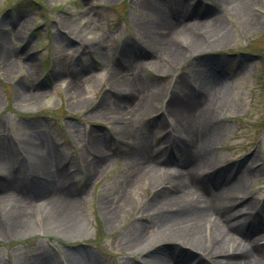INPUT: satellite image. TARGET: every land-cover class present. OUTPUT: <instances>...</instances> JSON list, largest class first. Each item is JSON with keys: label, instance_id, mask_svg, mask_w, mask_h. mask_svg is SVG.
Instances as JSON below:
<instances>
[{"label": "rangeland", "instance_id": "rangeland-1", "mask_svg": "<svg viewBox=\"0 0 264 264\" xmlns=\"http://www.w3.org/2000/svg\"><path fill=\"white\" fill-rule=\"evenodd\" d=\"M184 4L0 0V152L9 153L10 175L29 189L35 190L40 176L52 171V183L74 192L81 219V228L74 233L57 227L40 206L20 229L14 230L9 213L6 218L1 215L0 264H70L73 258H80L81 264H144L145 251L132 247L133 238L139 231L158 229L152 204L175 192L167 185L165 191L159 190L141 174V150L148 154L158 150L161 167H178L176 159L166 160L164 151V138L173 135L168 112L164 113L168 91L176 93L182 81L193 97H199L204 89L195 81L198 67L209 82L223 83L230 101V107L217 114V141L209 167L224 166L214 179L235 178L232 182L249 167L242 191L252 208L244 216L236 214L237 237L250 246L264 245V0H254L249 8L257 19L249 30L235 12L218 7L214 0ZM154 7L184 24L219 16L229 37L180 61L162 49L150 53L152 34L164 32L166 40L168 32L163 19L152 12ZM194 10L202 14L187 17ZM200 31L197 34L204 38L206 29ZM173 37L183 40L181 35ZM128 65L130 70L125 71ZM113 71L132 83L131 94L111 87ZM142 100H148L147 110L140 109ZM33 141L41 157L39 177L25 153ZM209 193L218 203L219 189ZM108 205L119 213L113 223L108 222ZM165 246L174 256H184L185 264L200 260L178 241ZM170 263L178 264V259L171 258ZM206 264L218 263L206 259Z\"/></svg>", "mask_w": 264, "mask_h": 264}, {"label": "bare ground", "instance_id": "bare-ground-1", "mask_svg": "<svg viewBox=\"0 0 264 264\" xmlns=\"http://www.w3.org/2000/svg\"><path fill=\"white\" fill-rule=\"evenodd\" d=\"M214 1L218 7L235 12L245 30H249L255 25L257 19L249 14V8L253 5L254 0ZM176 2L180 7H185L184 0H176ZM152 12L163 19V29H168L169 33L167 32L166 40L164 32H156V36L152 34V37L148 39L152 48L150 53H156L162 49L169 53L173 61H180L188 53L200 52L214 44H222L229 37L228 30L219 16L184 24L181 19L178 21L168 19L160 9L155 7ZM201 14L196 10L189 11L187 17L198 18V15ZM201 28L207 31V34L202 31L205 35L204 38L197 34L201 32ZM154 29L152 30H159V28ZM171 35H181L183 40L176 41L175 37ZM163 43L164 46H160ZM145 55H147V51L143 52V57ZM130 67L128 65L125 71H129ZM197 70L195 81H200L205 91L203 90L199 97H193L189 89L182 85V81H179V88L174 86L177 90L176 93L173 90L168 91L170 100L164 112H168V127L173 130L170 139L169 133L164 138L167 142L164 147L167 154L166 160L171 162L176 159L180 166L173 169L161 167L158 150L150 151V154L145 148L141 150L144 155L142 156L144 167L141 174L148 176L159 190L165 191L167 185L171 188H167V190L175 193L164 196L152 204L154 206L152 210L157 213L159 218L158 229L148 234L137 232L131 245L137 252L145 251L144 264H171V258L178 259V264H185L184 256H174L171 248L165 246L168 241H178L184 244L186 250L190 251L189 254L198 253L200 260L196 264H200L201 261H205L202 264H206V259L213 260L218 264H264V245L258 243L250 246L244 243L237 237V227L234 221L236 214L244 216L249 212L248 209L252 208V201L242 191L244 175L249 172V167L241 172L234 182L232 181L235 178L229 179V177L219 179L216 177L215 180L214 176L223 170L222 166L214 168L211 165L209 167L213 163L214 157L211 147L217 141L216 128L219 125L217 114L223 108L230 107V101L223 90V83L215 80L209 82L203 74L204 69L198 67ZM118 76L119 73L116 71L111 73L109 79L111 87L131 94L134 91L132 83L126 78ZM24 94L25 92L21 90V95ZM180 97L184 98L186 102L181 101ZM147 102L148 100H142L140 109L147 110L149 107ZM122 136L124 140L128 137L125 127ZM38 146L35 141L28 142L26 145L28 152L25 153L29 155L30 161L33 160L35 173L39 177L40 168L37 165V157H41L38 153ZM10 159L7 151L0 152V204L3 205V202L6 201L4 206H0V216L4 215L6 218L9 213V217L13 220L11 225L14 230L20 229L30 223L33 211L40 206L45 211L46 215L44 216L50 217L57 227L67 232L79 231L81 219L74 192L68 187L60 188L52 183L54 176L52 171L43 175L44 177L40 176L35 190L22 186L21 181L19 182L8 171V168L11 167L10 163H12ZM201 168L204 170L207 168L202 171L203 173L201 172L202 175L198 173ZM222 184L228 185L221 188L219 185ZM195 185H200L206 191L202 190L201 192V188L197 189ZM215 187L219 189L218 203L213 199L211 193L209 194V191L213 192L216 189ZM28 200L30 201L28 202ZM235 200L236 203L232 204ZM15 201H19L18 203L21 205ZM33 201L34 203L29 204ZM107 209L108 222H115L119 214L117 209L112 208V205H108ZM70 264H81L80 258L71 259Z\"/></svg>", "mask_w": 264, "mask_h": 264}]
</instances>
